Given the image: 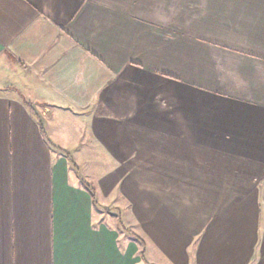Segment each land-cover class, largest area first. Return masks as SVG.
I'll return each instance as SVG.
<instances>
[{
	"label": "crops",
	"instance_id": "obj_1",
	"mask_svg": "<svg viewBox=\"0 0 264 264\" xmlns=\"http://www.w3.org/2000/svg\"><path fill=\"white\" fill-rule=\"evenodd\" d=\"M125 213L174 264H264V0H0V264H137Z\"/></svg>",
	"mask_w": 264,
	"mask_h": 264
},
{
	"label": "rangeland",
	"instance_id": "obj_2",
	"mask_svg": "<svg viewBox=\"0 0 264 264\" xmlns=\"http://www.w3.org/2000/svg\"><path fill=\"white\" fill-rule=\"evenodd\" d=\"M156 64V63H154ZM165 77H169L171 78V76L169 74L167 75H162V74H157L155 73L154 75V80H153V84H154V88H157L158 84L160 83V81L162 80H165ZM155 80H158V82H154ZM167 81V80H166ZM161 84H159L160 86ZM171 84H167V88H169ZM166 87V86H164ZM169 93H172V89H168ZM17 94H20L18 91H15ZM19 97H22V95H20ZM23 98L26 99V100H30L31 99V96L27 93H23ZM165 98V97H164ZM169 99V104H170V99L173 100V97L171 98L170 96L168 97ZM164 104H167V102H163ZM34 104V103H32ZM165 106V105H164ZM175 107V106H174ZM74 110L77 109V111H82V109L78 108V107H73ZM76 110L73 111L71 110L68 111L70 116L74 117V118H79L81 117L84 113H81L80 114H77L75 112H77ZM73 131H76V127H73V129L71 128L70 132ZM85 141H89V140H85ZM87 147V151H86V154L84 153L82 155V157H77L79 159H83V162H81V167L78 168V166L76 165V163L74 162L75 160L73 159V155L69 154L68 153V160H69V163L70 165L76 167L77 170H79V173L81 174V182L82 181H86L87 182V185L90 187V190H91V186L92 185V182H90L89 180L91 179L93 181V183H95L94 181H96L95 179L97 180H101L104 176L103 174L105 173L106 171V165H107V162H104V161H98L96 159V155L97 152H96V149L94 147H92L91 145L90 146H85ZM85 158L87 159L85 161ZM126 171H127V167H126ZM87 178V180L85 179ZM158 180H160V178H158ZM84 182H82V184H84ZM89 182V183H88ZM146 181L144 180V178H140V177H136V184H137V187L139 190H146V189H149V187H151L150 183L148 184L147 182L145 183ZM155 186L152 185V188L154 189ZM104 188H107L106 190H110L109 193L107 194V196H105L104 198V202L106 204V209H105V217L106 218H109L111 221H116V219H118V216H117V211H119L118 209H115L113 205H115V203H120L121 201V206L123 207V209H126V207H128V204L127 203V196H124L122 194V192H114L113 190V187L110 185L109 187H104ZM113 191V192H112ZM159 192V190L157 191ZM119 193V194H118ZM117 195H122L123 198L121 199H113V196H117ZM154 195V194H153ZM171 194H168L166 196H170ZM180 195V194H179ZM138 196H139V199L141 200L142 199V195L138 193ZM149 196V194H148ZM184 198L185 200H187V198H191V196L186 193L184 194ZM161 197H162V194L160 193H155V200L156 202H161ZM108 198V199H107ZM172 198V197H171ZM188 202H186L187 204ZM140 207V205H139ZM117 210V211H116ZM143 212V210H141ZM138 212L139 214H141L139 208H138ZM158 216V215H157ZM141 218L143 219V217L141 216ZM121 221H122V225L127 228L128 231H131L133 233H135L136 235H138L140 238H142L143 242H144V246L146 247V244L148 245L147 248H146V252H147V259L148 260H144V257H142L141 253H140V250L142 249L141 245L139 243H137V264H174V260H172L173 258L170 257V255H160L157 249V247L155 246L154 243L150 242L149 240V234L148 232H152L153 229L151 230V225L147 226V225H144L142 224L141 226L138 225V223L136 224L135 223V218L133 217V215H129V214H126L123 216V218H121ZM153 228L155 229V226L157 229H155L156 231L158 230V228H163L164 229V233L161 231L165 241H167V238L171 237V238H175V237H178L180 233H172V228L175 230V231H178L179 230V227H178V224H174V223H171L170 222H166V224L162 225V222L161 220H154L153 221ZM151 230V231H150ZM169 232H168V231ZM171 230V232H170ZM154 232V231H153ZM152 234V233H151ZM157 234H160V232L157 231ZM193 244L191 243L190 246L187 248V255L189 256V260L192 261V258L194 256V250L195 247L192 246ZM149 253V254H148Z\"/></svg>",
	"mask_w": 264,
	"mask_h": 264
},
{
	"label": "trees",
	"instance_id": "obj_3",
	"mask_svg": "<svg viewBox=\"0 0 264 264\" xmlns=\"http://www.w3.org/2000/svg\"><path fill=\"white\" fill-rule=\"evenodd\" d=\"M128 234L130 235V237L133 240H135L137 243H139L141 245L142 249L140 250V253H141L142 257H144L145 246H144V242H143L142 238H140L138 235H136L135 233H133L131 231H128Z\"/></svg>",
	"mask_w": 264,
	"mask_h": 264
}]
</instances>
